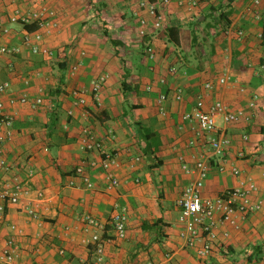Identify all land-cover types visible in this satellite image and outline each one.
Instances as JSON below:
<instances>
[{
	"label": "crops",
	"instance_id": "1",
	"mask_svg": "<svg viewBox=\"0 0 264 264\" xmlns=\"http://www.w3.org/2000/svg\"><path fill=\"white\" fill-rule=\"evenodd\" d=\"M140 1L0 0V43L19 47L16 53H0V82L9 83L1 100L14 120L2 144L8 169L0 172V183L16 177L27 187L16 204L0 200L6 212L0 223V250L15 235L10 225L22 231L15 235L19 255L0 264H264V100L248 122L225 124L218 118L214 136L224 133L231 138L223 155L224 171L218 170L221 158L201 147V136L188 145L194 137L192 124L181 119L199 96L206 106L219 100L234 110L245 108L252 94L264 95V0H198L195 7H189L188 0L166 5L149 0L161 16L159 27ZM42 5L54 12L42 41L54 50L53 59L31 53L22 44L28 31L9 21L16 8L26 11ZM221 12L227 13L226 25L218 17ZM142 17L147 20L143 35ZM170 26L179 29L177 45L168 39ZM147 45L153 47L152 58ZM170 67H175L174 73ZM100 74L106 80L95 99L90 82ZM223 75L227 79L220 84ZM206 82L212 84L210 89L204 88ZM178 87L180 101L172 97ZM74 90L85 91L83 107L74 104ZM162 92L168 95L164 113L158 100ZM22 96L29 102L9 101ZM38 96L42 103L32 108L29 103ZM86 125L117 156L112 171L119 185L113 189L106 187L99 155L79 149V133ZM140 129L156 134L158 144L150 146ZM135 156L140 160L131 167ZM198 157L209 158L202 195L236 186L239 177L231 173L236 166L240 177L255 180L258 193L253 198L262 199L261 208L248 213L240 229L219 237L205 260L180 239L176 206L184 187L196 177L181 168L182 162L193 165ZM77 166L83 167L93 187H85L75 175ZM38 191L43 193L40 200ZM27 206H36L40 224L27 215ZM116 207L127 213L121 239L110 223ZM86 213L104 223L101 261L96 260L94 245L84 240L80 217Z\"/></svg>",
	"mask_w": 264,
	"mask_h": 264
},
{
	"label": "built area",
	"instance_id": "2",
	"mask_svg": "<svg viewBox=\"0 0 264 264\" xmlns=\"http://www.w3.org/2000/svg\"><path fill=\"white\" fill-rule=\"evenodd\" d=\"M163 5L168 4L171 0H161ZM181 4L183 0H178ZM257 4L259 1L254 0ZM141 5H145L147 12L154 17L153 24L156 27L160 26L161 16L158 13L157 6L149 0H141ZM189 7H195L198 4V0H188ZM54 12L42 5L34 7L29 10L14 9L9 15V21L11 23H21L22 25L31 24L35 22L38 28L32 32H24L22 36V44L29 47L30 52L33 54H42L47 59H53L55 57L54 50L43 45V34L50 26V18ZM255 17L258 14L255 13ZM141 28L140 34H144V28L147 24V20L140 18ZM3 33L8 32V28L2 29ZM238 35H242V31L237 32ZM150 58L154 55V50L151 45H147L145 49ZM19 52V47L14 46L12 48L5 44L0 43V53H16ZM171 73L175 72V67L169 68ZM71 71H75V67L71 68ZM227 77L225 75L220 76L218 82L223 84L226 82ZM106 80L105 74L93 78L90 82V91L92 96L97 99L100 90ZM160 82H165L164 78L160 79ZM9 83L7 80L0 82V172L7 170L8 166L4 162V156L2 151V144L6 138L11 135V128L13 126V117L10 113H7L4 108V104L1 100L8 90ZM212 84L206 82L204 84L205 89H210ZM147 86V89H150ZM75 96L74 104L80 107L85 105L84 90H74L72 93ZM182 89L176 88L173 93V99L176 101L182 100ZM168 95L164 92L158 96L159 110L164 113L163 103L167 101ZM264 100V95L260 96L258 93L252 94L248 100L246 107L237 108L234 110L229 109L223 102L217 100L209 105H205L203 98L200 96L195 100L194 104L181 115L183 122L191 123L194 137L188 140V145H195L198 137L203 138L201 147L210 150L211 156L221 158V162L218 166L219 171H224V151L227 146L231 144V138L226 134H220L214 136V133L218 129L217 120L221 118L225 124L235 123L240 121L248 122L252 119L254 110L257 109L260 100ZM10 103L19 101L20 103L29 102L26 96H22L18 99L10 98ZM42 103V97L38 96L32 100L29 104L32 108L37 107ZM71 114V110L68 111ZM83 116H86V112H82ZM109 133H112L109 130ZM243 139H247V135H242ZM79 149L84 152H96L99 155V164L103 168L106 177L107 189H113L119 185L117 176L113 173L112 168L118 165L117 156L111 151L105 148L101 139L97 137L94 130L89 126H83L80 130L78 137ZM239 157H243L244 153L239 152ZM208 157H198L193 165H189L186 162H182L181 168L188 174H195L194 180L190 181L182 190L181 194L176 200V206L178 208V222L180 224L179 237L184 242V245L189 248H193L195 255L199 259H208L212 253L215 244L219 241V237L226 238L229 235L230 229H240L243 220L246 219L247 214L256 210H259L262 206V199L259 197L253 198L258 193V186L255 180L251 176L240 177L241 171L238 167L232 166L231 173L238 176L237 185L227 188L222 192L214 196H206L200 193V188L203 185V180L209 171ZM140 157L135 156L134 161L130 162L129 166L133 167L135 162L139 161ZM95 165V162H90ZM28 175H32V170L28 167ZM75 175H79L83 184L87 188L93 187V182L90 177L84 173L82 166L75 168ZM261 184L264 185V170L261 172ZM27 193V187L23 181L15 177L14 180L5 179L0 183V200L8 204H16L20 201L22 195ZM42 191L37 192V199H42ZM36 207V206H35ZM33 206H27L25 211L27 215L41 223L40 212ZM6 212L5 205L0 203V223L5 220ZM82 223V230L87 234L84 239L86 243L94 245L96 253V260H102V254L106 240L102 238L101 231L104 229V223L90 214H82L80 217ZM127 213L125 208L119 209L116 207L115 211L111 214L110 223L113 227L115 236L117 238H123L126 232ZM10 228L14 231L15 235H21V229L16 225H10ZM10 236L6 239L3 248L0 250V261L11 262L14 260L20 251V246L16 239V236ZM200 242V243H199ZM35 264H46L45 262H37ZM194 264H201L196 262Z\"/></svg>",
	"mask_w": 264,
	"mask_h": 264
},
{
	"label": "trees",
	"instance_id": "3",
	"mask_svg": "<svg viewBox=\"0 0 264 264\" xmlns=\"http://www.w3.org/2000/svg\"><path fill=\"white\" fill-rule=\"evenodd\" d=\"M219 18H224V20H221L224 25L228 24L229 21L227 19V13L221 12L218 15ZM26 31L32 32L38 28L37 24L35 22L31 24H25L23 25ZM167 36L170 42H172L174 45L179 44V29L176 26H170L167 28ZM203 40L206 41V38L203 37ZM193 44L196 42V35L192 37ZM142 130V133L144 132L145 138L150 141V146H156L157 140H156V134L149 132L147 129H140Z\"/></svg>",
	"mask_w": 264,
	"mask_h": 264
}]
</instances>
